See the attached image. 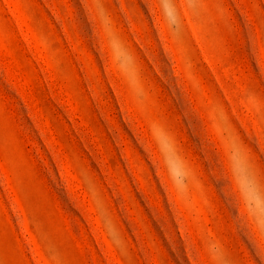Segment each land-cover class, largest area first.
I'll return each mask as SVG.
<instances>
[{
  "label": "rangeland",
  "instance_id": "rangeland-1",
  "mask_svg": "<svg viewBox=\"0 0 264 264\" xmlns=\"http://www.w3.org/2000/svg\"><path fill=\"white\" fill-rule=\"evenodd\" d=\"M168 3L174 30L162 0H0V264H264L231 160L235 142L264 195V0ZM97 4L136 87L101 52Z\"/></svg>",
  "mask_w": 264,
  "mask_h": 264
},
{
  "label": "clouds",
  "instance_id": "clouds-1",
  "mask_svg": "<svg viewBox=\"0 0 264 264\" xmlns=\"http://www.w3.org/2000/svg\"><path fill=\"white\" fill-rule=\"evenodd\" d=\"M161 9L168 29L174 30L177 23L175 9L168 3V0H162ZM94 15L103 32L101 52L105 54L106 49V54L116 71L122 73L128 79L129 83L133 87H136L138 81L135 59L120 38L111 16L99 4L94 8ZM151 132L153 139L164 157L167 176L172 182L177 194L183 196L189 174L188 166L185 160L178 154V148L174 140L158 124L154 123L151 126ZM232 148V170L237 188L243 197L245 211L254 227L264 231V195H261L248 176L239 148L235 142H233ZM100 213L105 229L108 231L113 241L119 244L120 236L112 227L110 217L102 209Z\"/></svg>",
  "mask_w": 264,
  "mask_h": 264
}]
</instances>
